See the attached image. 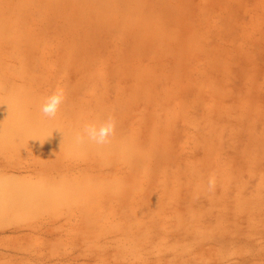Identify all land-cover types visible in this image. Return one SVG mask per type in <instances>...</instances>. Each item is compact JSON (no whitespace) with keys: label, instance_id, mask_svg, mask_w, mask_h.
<instances>
[{"label":"rangeland","instance_id":"rangeland-1","mask_svg":"<svg viewBox=\"0 0 264 264\" xmlns=\"http://www.w3.org/2000/svg\"><path fill=\"white\" fill-rule=\"evenodd\" d=\"M0 264H264V0H0Z\"/></svg>","mask_w":264,"mask_h":264},{"label":"clouds","instance_id":"clouds-1","mask_svg":"<svg viewBox=\"0 0 264 264\" xmlns=\"http://www.w3.org/2000/svg\"><path fill=\"white\" fill-rule=\"evenodd\" d=\"M65 99H66V95L64 90L57 89L54 92H52V94L46 96L43 99V102L41 103L39 110L42 113V115L48 118L49 120L55 119L58 113L60 112L61 106L64 104ZM115 132H116V119L114 116L108 115L107 118L102 123L99 124V126L93 123H85L80 130L75 132L74 142L77 145H81V146L86 145L88 143H94L95 145L98 146H104L111 143V138L114 137ZM213 186H214V180L210 179L209 187L211 188Z\"/></svg>","mask_w":264,"mask_h":264}]
</instances>
